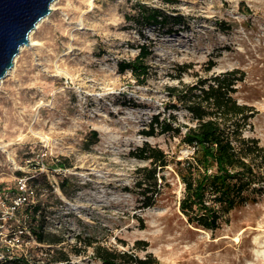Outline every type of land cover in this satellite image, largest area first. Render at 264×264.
I'll list each match as a JSON object with an SVG mask.
<instances>
[{
    "label": "rangeland",
    "instance_id": "1",
    "mask_svg": "<svg viewBox=\"0 0 264 264\" xmlns=\"http://www.w3.org/2000/svg\"><path fill=\"white\" fill-rule=\"evenodd\" d=\"M138 4L185 23L135 24ZM33 38L41 44L25 48L0 84V258L6 249L51 264L56 249L71 264H101L83 246L90 237L152 254L160 264H264V194L232 211L218 230L196 229L180 212L184 187L173 165L159 174L154 205L143 206L134 184L147 162L133 154L148 142L172 160L189 157L193 150L179 136L143 131L158 114L193 126L168 87L231 70L244 77L234 97L253 108L244 136L264 146V0H58ZM149 39L150 74L140 85L118 64L133 60ZM59 159L71 167H57ZM30 178L40 185L28 198L41 203L45 244L28 231L30 221L20 228L3 198L29 190ZM55 239L61 244H48Z\"/></svg>",
    "mask_w": 264,
    "mask_h": 264
},
{
    "label": "trees",
    "instance_id": "2",
    "mask_svg": "<svg viewBox=\"0 0 264 264\" xmlns=\"http://www.w3.org/2000/svg\"><path fill=\"white\" fill-rule=\"evenodd\" d=\"M137 9L138 13L132 19L135 24L152 28L166 26L170 20L174 24L185 23L181 15L172 17L159 8L138 4ZM172 32L171 29L169 34ZM138 49L137 56L131 61H121L118 69L122 73L130 71L136 82L143 85L150 74L149 59L153 54V42L149 39L148 43H142ZM210 64L213 66V62ZM182 68L186 70L189 66ZM239 73L241 74L239 70H231L201 78L194 83L181 82L180 85L168 87L169 97L190 114L194 125H181L177 117L172 115L161 119L158 114L153 117L148 130L143 131V134L146 137L169 133L177 135L181 143L193 152L182 160H172L163 149L148 142L135 149L134 156L147 162V165L136 170L134 184L143 198L145 208L154 205L160 194L159 174L170 165H173L184 187L179 203L180 212L188 224L196 229L218 230L223 222L228 221L232 211L256 202V195L264 194V146L258 139L244 136V130L253 117V108L239 103L234 97L237 84L244 81ZM177 107L178 105H173V108ZM183 127L186 128L185 132L182 131ZM91 134V143H96L98 132L93 131ZM56 166L71 167L61 159ZM65 181L66 179L60 185L62 190L66 188ZM27 183L29 190L26 192L24 189H16L3 198L15 212V219L21 222L20 228H25L24 224L30 221L28 231L38 243L45 244L47 240L41 223L45 215L41 203L30 204L27 198L22 205L15 204L22 196L30 197L32 189L37 191L40 188L36 178H30ZM0 193L3 194L2 190ZM24 204H27L25 208ZM17 226L19 225L15 226V231ZM20 232L24 233V229H20ZM77 238L81 239V236ZM12 239L13 237L10 238ZM61 242V239H55L48 244L58 245ZM139 244L136 249L145 250L144 245L139 247ZM83 246L92 248L93 257L101 264H160L152 254L140 257L135 251L111 248L90 237L84 239ZM1 257L0 264H38L24 255H10L6 249L2 250ZM57 263L71 264L68 253L55 249L51 264Z\"/></svg>",
    "mask_w": 264,
    "mask_h": 264
},
{
    "label": "water",
    "instance_id": "3",
    "mask_svg": "<svg viewBox=\"0 0 264 264\" xmlns=\"http://www.w3.org/2000/svg\"><path fill=\"white\" fill-rule=\"evenodd\" d=\"M57 0H0V84L13 69L37 24L52 13Z\"/></svg>",
    "mask_w": 264,
    "mask_h": 264
},
{
    "label": "bare ground",
    "instance_id": "4",
    "mask_svg": "<svg viewBox=\"0 0 264 264\" xmlns=\"http://www.w3.org/2000/svg\"><path fill=\"white\" fill-rule=\"evenodd\" d=\"M58 1V0H57ZM57 1L56 2H54L53 4H52V6H51V8L52 9H55V6H56V4H57ZM45 21H48V17H46L45 19H43L42 21H40L38 24H37V26H36V29L35 30H33L32 32H31V34H30V43H29V45H27V46H23L21 49H20V53L25 49V48H27V47H31V48H37L41 43L38 41V40H34V38H33V35H34V33H36V30L37 29H39L40 27H41V25L45 22ZM82 23V22H81ZM19 53V54H20ZM18 57V56H17ZM17 57H16V61H15V64H14V67H13V69L12 70H10V72L8 73V75L6 76V77H8L9 75H11L12 73H13V71L16 69V65H17V62H18V60H17ZM6 79V78H5ZM2 84V83H1Z\"/></svg>",
    "mask_w": 264,
    "mask_h": 264
},
{
    "label": "built area",
    "instance_id": "5",
    "mask_svg": "<svg viewBox=\"0 0 264 264\" xmlns=\"http://www.w3.org/2000/svg\"><path fill=\"white\" fill-rule=\"evenodd\" d=\"M0 197H1V193H0ZM28 198V196H22V197H20V198H18L17 200H18V202H17V200L15 201V204L16 205H20V204H23L25 201H26V199ZM29 199V198H28ZM19 201H23L22 203H20Z\"/></svg>",
    "mask_w": 264,
    "mask_h": 264
}]
</instances>
